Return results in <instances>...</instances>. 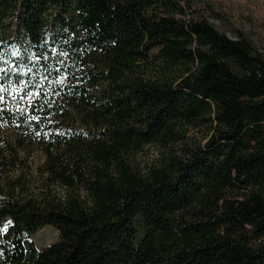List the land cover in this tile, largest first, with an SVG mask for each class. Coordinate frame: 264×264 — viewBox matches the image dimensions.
Wrapping results in <instances>:
<instances>
[{
	"label": "trees",
	"instance_id": "1",
	"mask_svg": "<svg viewBox=\"0 0 264 264\" xmlns=\"http://www.w3.org/2000/svg\"><path fill=\"white\" fill-rule=\"evenodd\" d=\"M194 2L0 0V264H264V56ZM34 148L37 190L7 179Z\"/></svg>",
	"mask_w": 264,
	"mask_h": 264
},
{
	"label": "rangeland",
	"instance_id": "2",
	"mask_svg": "<svg viewBox=\"0 0 264 264\" xmlns=\"http://www.w3.org/2000/svg\"><path fill=\"white\" fill-rule=\"evenodd\" d=\"M194 8L200 14L207 17L210 22L221 32L230 37H234L235 30H240L252 41L256 50L264 56V0H195ZM151 57L158 54L157 50L151 51ZM146 78H160L163 75L162 63L153 60L144 69ZM167 78H175L179 71H165ZM186 129H184L185 131ZM213 134L209 126L189 127L186 131L185 139L171 148H162L157 145H149L143 151L136 154V165L140 172L146 173L149 168L162 163L164 156L170 151L177 155L182 154V149L186 146L190 148L204 147ZM14 135L12 131H3L2 136L5 141H10ZM25 158V164L19 165L11 170L7 179L14 180L18 175L22 176V181L31 190L41 189L45 185V180L40 176L39 168L44 162L43 152L39 148H34L28 153L21 152ZM52 191L62 197L64 189L59 185H53ZM58 232L52 226H45L39 230L34 237L38 248L58 241Z\"/></svg>",
	"mask_w": 264,
	"mask_h": 264
}]
</instances>
